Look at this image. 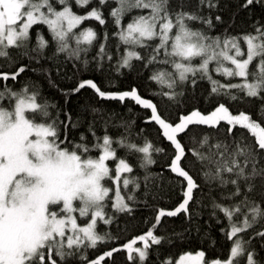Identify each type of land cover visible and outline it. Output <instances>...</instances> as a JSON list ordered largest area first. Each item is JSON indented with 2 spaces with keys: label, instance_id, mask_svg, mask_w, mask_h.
I'll return each mask as SVG.
<instances>
[{
  "label": "snow or ice",
  "instance_id": "1",
  "mask_svg": "<svg viewBox=\"0 0 264 264\" xmlns=\"http://www.w3.org/2000/svg\"><path fill=\"white\" fill-rule=\"evenodd\" d=\"M218 6L219 0H198L193 11L184 10L185 0H178L179 10L170 0H0V264H116L121 252L128 264H260L250 248L256 237L264 247V230L249 239L242 234L264 222V23H253L252 32L232 35L225 29L211 35L223 18L204 15L203 9L211 13ZM257 6L264 8V0H241L238 9L251 12ZM105 7L116 28L118 74L142 67L159 86L156 95L175 104L187 86L206 80L209 96L259 101L260 120L242 110L233 114L217 101L207 114L192 110L173 121L135 87L105 92L93 79L82 78L70 89L59 88L53 70L59 77L69 62L82 73L93 62L102 69L105 60H113L107 30L89 60L98 34L92 27L80 28L85 21L104 26ZM35 26L46 27L51 41ZM50 45L55 46L51 57ZM64 76L71 79L66 72ZM41 79L57 89L65 104L70 96L91 89L101 100L129 101L150 110L145 123L156 127L171 152L148 140L138 144L126 122L119 125L124 132L113 138L108 120L98 135L93 119L77 140L80 118L74 120L45 98ZM91 112L95 117L101 110L92 107ZM201 125L207 130L190 127ZM161 153L169 155L167 170L179 188L178 206L157 207L147 230L123 244L110 230L98 231L100 223L111 226L121 214L132 216L141 203L148 206L147 197L156 198L149 192L150 168L156 164L154 155ZM129 157L144 172L143 188ZM257 181L258 200L253 198ZM203 187L218 193L210 200L211 215L217 223L227 222L220 229L231 241L227 257L209 260L204 251L182 253L176 260L161 256L163 245L173 243L158 233L162 220L180 213L191 219L190 204L198 203L194 191ZM100 245L110 247L101 250ZM153 253L155 262L150 260Z\"/></svg>",
  "mask_w": 264,
  "mask_h": 264
},
{
  "label": "trees",
  "instance_id": "2",
  "mask_svg": "<svg viewBox=\"0 0 264 264\" xmlns=\"http://www.w3.org/2000/svg\"><path fill=\"white\" fill-rule=\"evenodd\" d=\"M170 3L173 8L179 10L178 0H170ZM197 3L198 0H185L186 7L184 10H196ZM240 3L241 0H219L218 8L213 9L211 13H209L207 8L203 9L204 15L211 14L214 17L219 14L223 18V23L217 24L215 29L210 33L211 35H220L225 29H227L228 33L232 35L252 32L253 23L256 21L264 23V8L257 6L251 12L247 10H239L238 5ZM74 11H77L78 14H83L84 12L83 9H76L75 7ZM109 11L110 9L108 7L103 9L104 16L107 20V23L104 26L99 25L96 21H85L80 28L92 27L98 34V40L94 42V45L97 46L93 47L92 51L88 54L89 60H92V57L98 51V44L103 42V33L107 30L110 37L107 47L108 50L113 53V60L111 62L105 60L102 69H97L95 62H93L89 65L88 70L83 71L82 73L77 72L69 62L66 66L61 68L62 74L59 77L56 75L55 70H53V79L56 80L59 88L70 89L75 86L77 80L82 78L93 79L105 92H122L135 87L138 89L142 97L150 99L158 105L165 118L173 121L177 120L179 115L188 114L192 110L198 109L202 113L207 114L214 109L217 101L225 103L233 114H237L238 111L242 110L246 113H250L253 119L260 120V117L257 115L259 101L232 102L226 98L209 96L210 85L206 80L199 82L195 88H192L190 85L187 86L184 90V95L179 98L180 103L175 104L167 101L166 98L162 99L160 96L156 95V93L160 91V88L157 84L148 79L150 73L142 67L137 66L132 71L122 69V74H118L114 67L116 63L117 40L112 36V33L116 31V28L114 27L111 18L108 16ZM127 19L128 18H126V21ZM193 26L200 27L199 24H194ZM35 28L40 29L45 39L51 41V37L48 34L46 27L35 26ZM32 43L33 45L35 44V29L33 30ZM54 50L55 46L50 45L47 49L48 56L51 57ZM60 60L63 61V55H61ZM23 62L27 63V61ZM46 66L55 67L51 64ZM3 70L10 71L11 69L5 67ZM65 72L67 77H71V79L65 78ZM27 76H30L32 79H38L33 73H28ZM213 76L215 79H219L222 83L228 82L223 76H218L215 73H213ZM238 80L239 78H236L233 82H238ZM11 83L12 82L9 81V84ZM40 83L42 84L45 98L69 111L74 120L80 118L82 126L75 133V138L77 140L79 139L80 132H87V125L93 119L96 120L95 127L98 135L103 134L104 121L108 120V132L113 138H118L124 132V129L119 127V125L126 122L130 125L131 137L138 144H143L145 140H148L157 147L165 148L166 153L171 152V149L168 148L167 142H161L156 127L153 124L145 123V120L150 114V110H145L129 101L120 102L101 100L91 89L82 90L81 93L70 96L67 104H65L64 97L60 95L55 87H50L47 81L43 79L40 80ZM16 87H19V85H16ZM92 107L100 109L101 113H97L94 117L91 112ZM61 118H63V116ZM190 127L207 130L206 126L203 125ZM166 153L154 155L156 164L150 168L152 180L149 183V192L156 198L152 199L151 196L147 197L148 206L141 203L132 216L121 214L111 226L100 223L98 225V231L103 233L110 230L113 235L119 237L118 243L123 244L132 237L147 230V227L150 226L152 222L157 207L173 210L178 206L181 201L179 188L175 186L174 180L167 170L169 155ZM118 154L122 155L123 150ZM128 160L134 167V173L140 176L143 188V170L139 169L137 166L135 157H129ZM109 164L110 166H114V162L112 161H110ZM191 174L197 179V183L203 184L202 180L197 176L196 169H192ZM260 191V182L257 181V188L253 193V198L258 200L260 197ZM138 195H142V193H138ZM217 195V191L210 192L207 187H203L202 190L197 189L194 191V198L198 203L190 204L192 211L191 219H189L184 213H180L177 216L165 217L162 220L161 225L158 228V233L160 235L171 237L173 243L170 245H163L160 253L161 256H171L176 260L182 253L193 254L198 251H204L206 253L205 258L209 260L215 258L224 259L227 257L231 241H228L220 230L221 227L227 225V222L224 221L223 223H217L216 218L211 215L212 207L210 200ZM146 221L147 224L145 223ZM262 224H264V222L257 224L253 229H250L248 233L242 235H244L245 239H249L256 230H264ZM108 247H110V245H100L101 250H105ZM252 249H254L256 253L255 259L260 261V264H264V247L261 246L259 237L252 240L250 250ZM89 252L94 254L91 249ZM115 259L116 264H128L123 252L117 253ZM150 260L153 262L156 261L155 253L152 254Z\"/></svg>",
  "mask_w": 264,
  "mask_h": 264
},
{
  "label": "rangeland",
  "instance_id": "3",
  "mask_svg": "<svg viewBox=\"0 0 264 264\" xmlns=\"http://www.w3.org/2000/svg\"><path fill=\"white\" fill-rule=\"evenodd\" d=\"M196 253H193V255H195Z\"/></svg>",
  "mask_w": 264,
  "mask_h": 264
}]
</instances>
